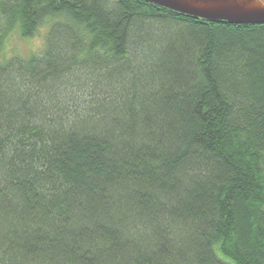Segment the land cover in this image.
I'll return each instance as SVG.
<instances>
[{"label":"trees","instance_id":"16d2710c","mask_svg":"<svg viewBox=\"0 0 264 264\" xmlns=\"http://www.w3.org/2000/svg\"><path fill=\"white\" fill-rule=\"evenodd\" d=\"M0 264H264V25L140 0H0Z\"/></svg>","mask_w":264,"mask_h":264},{"label":"water","instance_id":"95a60500","mask_svg":"<svg viewBox=\"0 0 264 264\" xmlns=\"http://www.w3.org/2000/svg\"><path fill=\"white\" fill-rule=\"evenodd\" d=\"M167 11L222 25H264V0H140Z\"/></svg>","mask_w":264,"mask_h":264},{"label":"rangeland","instance_id":"374dc122","mask_svg":"<svg viewBox=\"0 0 264 264\" xmlns=\"http://www.w3.org/2000/svg\"><path fill=\"white\" fill-rule=\"evenodd\" d=\"M50 23L45 22L28 39L20 38L16 33L9 37L5 47L0 55V60L7 59H27L30 56H39L42 54L45 46V39Z\"/></svg>","mask_w":264,"mask_h":264}]
</instances>
